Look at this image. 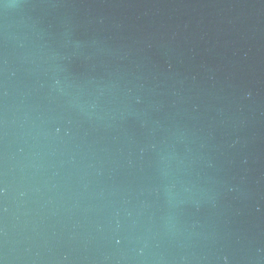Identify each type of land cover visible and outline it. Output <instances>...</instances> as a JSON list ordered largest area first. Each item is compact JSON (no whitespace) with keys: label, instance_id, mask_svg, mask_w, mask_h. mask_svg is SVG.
<instances>
[{"label":"water","instance_id":"water-1","mask_svg":"<svg viewBox=\"0 0 264 264\" xmlns=\"http://www.w3.org/2000/svg\"><path fill=\"white\" fill-rule=\"evenodd\" d=\"M0 264H264V0H0Z\"/></svg>","mask_w":264,"mask_h":264}]
</instances>
